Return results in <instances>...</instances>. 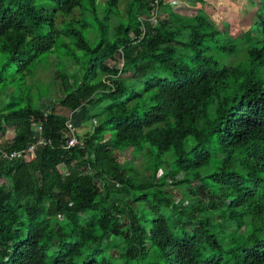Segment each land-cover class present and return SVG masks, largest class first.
Returning <instances> with one entry per match:
<instances>
[{"label":"trees","instance_id":"trees-1","mask_svg":"<svg viewBox=\"0 0 264 264\" xmlns=\"http://www.w3.org/2000/svg\"><path fill=\"white\" fill-rule=\"evenodd\" d=\"M35 1L0 0V49L9 64L27 76L42 53H54L58 34L88 61L71 82L60 76L63 93L49 106L40 95L37 105L12 102L0 111V264H45L50 249L53 264H153L145 261L150 246L164 264H264V0H251L262 17L238 36L219 30L200 7L183 15L164 0H129V22L115 25L114 37L110 17L123 18L117 0L105 1L109 25L85 0H51L53 10L36 9ZM76 9L81 19L72 18ZM89 11L99 27L85 19ZM57 13L66 17L61 30ZM43 26L47 33L37 35ZM91 28L95 44L84 33ZM225 52L243 59L224 63L216 56ZM119 74L126 79L117 82ZM89 105L99 124L86 135L76 131L84 145H67L68 120L59 111ZM34 130L42 139L34 158L2 156L35 141ZM124 151L147 153V182L130 176L119 161ZM167 153L170 170L159 176ZM213 155L221 159L207 178L230 190L221 215L185 220L187 209L165 195L166 179L183 172L178 184L192 186ZM238 158L241 170L233 166ZM132 201L149 212L141 218ZM168 205L177 220L160 213Z\"/></svg>","mask_w":264,"mask_h":264},{"label":"rangeland","instance_id":"rangeland-1","mask_svg":"<svg viewBox=\"0 0 264 264\" xmlns=\"http://www.w3.org/2000/svg\"><path fill=\"white\" fill-rule=\"evenodd\" d=\"M105 1L106 0H96L95 5L93 6L90 0H85V6H88L89 9L94 7L97 8L96 11L98 12V15L101 16V21L107 25L110 24V33L112 34L111 37H114L116 34V28L114 26L118 25V28L123 29L124 26L129 22V20H127V22L124 20L126 6L129 0H117L116 8L121 13V17L123 18L120 19L117 16L111 15L109 24L106 16V12L109 7L108 3ZM164 1L167 5L171 6L174 10L183 15L189 14L191 9L200 7L209 15L211 22L219 30H224V28H226L228 31H230L231 35L235 36L243 34L244 31L247 30V28H249L251 25L250 23H252L257 16L262 17L259 6L255 3L253 4L251 0ZM183 4L185 6H181ZM34 7L36 9L53 10L56 8V5L51 0H36L34 2ZM113 11L116 10L113 9ZM56 16V23L58 26H60L61 21L66 20V17H63L59 13H57ZM72 18L81 19L82 15L80 10H74ZM85 19L92 23V28L99 27V23L96 21V19H94L92 12L89 11ZM259 19L260 17L257 20ZM150 23L152 27L155 26L157 19L155 17L151 18ZM63 26L64 24L59 27L60 30L63 28ZM74 26L80 28L79 24H74ZM92 28L85 30L84 33L88 37L92 38L91 42L95 44L98 39L97 29L94 31L95 34L93 35L92 32L90 34V31L93 30ZM47 30L48 29L46 26H43L36 32V34L43 36L47 33ZM130 34L132 36V32ZM240 47L242 48V46ZM53 50L54 53L51 54L42 53L41 56L37 58V62L33 65H30L31 70L27 72L28 75L26 76L24 73L18 71L16 66L9 64L8 54L0 49V75L4 72L3 76L6 78V81L0 84V111H3L6 108V104L12 102H16V108L30 104V101H32V104L37 105L40 95L44 96L40 102L41 105L43 107L49 106L53 99L59 98L63 93L60 76L62 74L67 75L69 79L66 77V81L71 82L72 76L74 74L77 75L82 68H85L84 62L86 63L88 58H85V56L83 57V51H77L76 47L72 46L70 38L65 37L62 34H58L55 38ZM76 56H82L83 58H78ZM216 57H218L222 62H228L229 64H235L243 59L242 53L240 56L231 57V54L225 52L218 54ZM114 58V68L120 71L121 67L123 66L121 50H118L115 53ZM74 59L77 61L78 59L82 60L77 62ZM120 75L122 74L117 76V78L120 77L119 79H116L117 82H121L122 80L126 79L125 75ZM95 111V105H89L81 110L72 111L65 108L61 109L59 112L67 116V123L71 126H74V130L78 131L82 135H86L93 131L101 120V115L95 114ZM33 135H36V133L33 132ZM220 159V155H213L210 164L207 167L201 168L199 170V174L202 179L200 181H193L192 186L178 184V181L184 177L183 172L167 177V183L163 188L166 192L165 195L171 196V203L178 204L184 210L187 209L188 218L185 217V220H189V218H199L205 212H211L214 213V217H220L221 209L226 202L224 196L227 197V194L230 192V190L207 178L209 174L217 170V164L219 166ZM119 161L123 165L127 166L130 176L135 179H145L147 182L151 175V171L147 168V153L144 152L141 156H134L131 155V153L124 151L121 153ZM149 161H152L151 158ZM163 162V167L159 170V174H157L159 176L167 173L170 170L172 157L169 155V153L163 157ZM233 166L235 170H241L243 166L241 158L240 160L239 158L238 160H235L233 162ZM208 192H210L211 195H209ZM139 193L141 192L139 191ZM149 199L151 200V195H149ZM124 200L127 202L128 198H125ZM130 204L133 207H135L136 204L138 205L139 216H141V218L142 210L144 212H149V209L145 207L146 204L142 201H139L136 204L132 201ZM168 207L161 208L160 213L167 217L170 222L177 220V215L174 213L176 212V209H174L171 205H168ZM122 208L125 207L122 206ZM144 208L146 210H144ZM151 215L152 214L150 213L148 214L149 217ZM194 226L195 223H188L189 228H193ZM174 227L178 226L174 225ZM230 228L231 225L228 223L225 226V230H230ZM183 231V227L174 229V232H176L178 235H182ZM117 238L120 243L125 242V236H120ZM145 244L148 245V242H145ZM109 251V254H111L113 258H117L116 249L111 248ZM52 255L53 249H50L48 251L45 264H53L51 259ZM145 261L153 264H164L163 260L159 256L158 250L154 246H150V248L147 250Z\"/></svg>","mask_w":264,"mask_h":264},{"label":"built area","instance_id":"built-area-1","mask_svg":"<svg viewBox=\"0 0 264 264\" xmlns=\"http://www.w3.org/2000/svg\"><path fill=\"white\" fill-rule=\"evenodd\" d=\"M68 124V123H67ZM68 128L63 131L62 135L67 143V145H84V140L80 139L79 136L76 133V130H74V126H71L70 124L67 125ZM33 132L36 133L35 141L31 142L27 147L15 150L11 153V155H8L6 151H3V157L8 158L9 160L12 158H20L22 156H28L30 158H34L35 156V148L38 143L41 142V137L38 135V130H34Z\"/></svg>","mask_w":264,"mask_h":264}]
</instances>
